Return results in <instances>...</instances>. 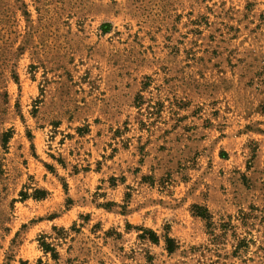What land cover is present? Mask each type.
<instances>
[{
    "label": "rangeland",
    "instance_id": "obj_1",
    "mask_svg": "<svg viewBox=\"0 0 264 264\" xmlns=\"http://www.w3.org/2000/svg\"><path fill=\"white\" fill-rule=\"evenodd\" d=\"M0 264H264V0H0Z\"/></svg>",
    "mask_w": 264,
    "mask_h": 264
},
{
    "label": "trees",
    "instance_id": "obj_2",
    "mask_svg": "<svg viewBox=\"0 0 264 264\" xmlns=\"http://www.w3.org/2000/svg\"><path fill=\"white\" fill-rule=\"evenodd\" d=\"M22 195L24 197V200H26L27 194H22ZM47 195L48 194L45 190H36L34 195H33V198L36 200H44ZM193 209H194L196 216L201 217L202 219H204L206 221L210 220V215H209V212L207 209L202 208L201 206H197V205L194 206ZM54 229L56 231V228H54ZM137 230L139 232H142L139 236L141 239H148L149 241H151L154 244L159 243L160 238L155 232H153L151 230H143L141 228H137ZM165 246H166V250L169 254L174 253L178 248V244H177L176 240L169 237V236L165 237ZM41 247L45 253L51 252V253H54L55 258L57 257V255H55V250L53 248H51L50 245L46 244L45 242H41Z\"/></svg>",
    "mask_w": 264,
    "mask_h": 264
}]
</instances>
